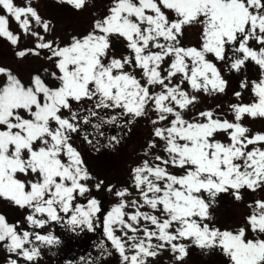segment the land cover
Returning a JSON list of instances; mask_svg holds the SVG:
<instances>
[{
    "label": "snow or ice",
    "instance_id": "6c2138e0",
    "mask_svg": "<svg viewBox=\"0 0 264 264\" xmlns=\"http://www.w3.org/2000/svg\"><path fill=\"white\" fill-rule=\"evenodd\" d=\"M58 2L77 10L87 4ZM0 9L6 13L0 14V36L18 44L11 17L35 38L34 47L15 54L38 56L46 49L57 69H44L51 84L34 74L25 85L0 67L6 76L0 84V197L28 210L16 224L0 214V244L16 257L9 255L6 264H34L42 246L59 244L54 233L37 231L50 223L73 233L102 227L97 248L102 257L117 254L120 264H149L164 250L181 264L188 248L182 240L218 248L230 264H264V200L249 203L250 214L235 230L206 222L218 194L241 201L242 189H264V132L249 135L241 122L245 114L264 118V0H111L90 31L64 43L41 33H50V21L31 0L24 6L0 0ZM192 26L200 29L198 46L182 43ZM113 38L124 42L126 54H115ZM249 61L260 70L259 80L250 82L253 103L231 104L233 120L196 109L198 93L226 91L216 62L239 72ZM248 83L242 80L241 88ZM189 109L195 115L186 118ZM138 119L151 126L144 158L130 167V186H106L116 202L104 211L91 192L105 190V181L88 170L73 137L99 152L118 145ZM220 134L228 142L217 139Z\"/></svg>",
    "mask_w": 264,
    "mask_h": 264
},
{
    "label": "trees",
    "instance_id": "16d2710c",
    "mask_svg": "<svg viewBox=\"0 0 264 264\" xmlns=\"http://www.w3.org/2000/svg\"><path fill=\"white\" fill-rule=\"evenodd\" d=\"M83 10H90L88 6L84 7ZM70 12H73L74 10L72 8L69 9ZM82 16H80L81 23L83 24L80 26L77 30V34H85L87 31H90L91 28L88 27L91 25V18L95 17L97 15L96 10L93 11H82ZM85 22V24H84ZM71 32H75L74 29L71 28ZM26 56L30 57V54H26L24 57L19 58L17 61H11L10 64L14 71L18 73V77L20 79H24L25 75L28 71H31L32 73H38L42 68H39V65L42 63V61L39 60H31L34 63H38V67L33 68V63H30L29 65L25 64L23 60H29ZM51 66H48L49 72H51ZM218 67L221 69V74L223 75L224 79L227 80V84L229 86V83L231 87H228L223 94L221 98V104L222 110L225 111V108L230 110V105L233 103H230L228 105H224L226 102L225 98H228V95L231 97L232 95L237 98L233 93L240 92L243 98L249 99L250 102H254L257 98L254 96L251 90V81L253 80H259L260 76V70L257 65L254 64V62H247V66L244 68H241L239 72L236 71H228L223 64H218ZM45 79V81L49 84H51V80L48 76L44 75L41 76ZM247 78L248 86L245 88H241V81ZM30 78H25V81H28ZM232 94V95H231ZM241 104V103H240ZM223 119L226 118V111L222 112ZM227 119V118H226ZM249 120H254L255 127H264V118L256 117L252 118L245 114L242 117V124L245 126V123ZM131 131H128V129H124V135H122L121 142L118 145H115L112 148H101L99 152L94 151L90 145H88L81 137H73V144L78 148V150L81 152V155L83 157V160L85 161V164L88 168V170L92 173L94 177L100 180L105 181V190L96 191L94 188L92 189L91 195L96 196L99 200L102 201L103 209L105 210L108 206L107 203L109 201V198L113 195L109 194L106 191V186L111 183L115 185L117 188L122 187L123 185H129V170L130 167L134 166L136 163H138V156L140 153H143V146L145 145L146 140L150 136V125L147 123L146 119H141V122L137 120L133 125L130 126ZM141 128V129H140ZM249 131L252 129V123L247 126ZM114 130H110L113 134L116 132H119L120 129L113 128ZM102 143H106V141H102ZM118 174V175H117ZM95 183V181H94ZM93 183V184H94ZM206 195V194H205ZM242 200L237 201L232 195L228 193H220L218 194L216 198V202L219 201L223 204L227 203V200H232L234 202H238V207L240 209L242 208L240 204L247 201H256V200H264V191L257 189L255 191L248 190L247 188H244L241 190ZM227 199V200H226ZM112 199L109 201V206L111 205ZM77 202L85 203L86 198L85 197H78ZM108 206V207H109ZM245 210L251 211V209L248 206H244ZM0 214H3L6 217V220L10 221V224H16L17 221L23 220L22 212H20L17 208H11L5 203H0ZM240 216V215H239ZM102 220V218L98 219ZM80 235H76V233L73 234V232L69 231V234H71V237L76 238L77 240H80L79 243L76 242H69L67 239L62 240V260L64 262L71 261L72 264H92L93 261L96 262V264H99L100 262L103 264H114L115 262V255L114 252L111 255L106 256H100L101 250L97 248V244L100 243V233L103 234V232H100L99 226L97 227V230L95 232H88L85 230L84 232H78ZM83 235L82 238H79ZM87 238V236H89ZM94 239L95 237H97ZM93 237V238H92ZM83 239V240H82ZM82 240V241H81ZM191 251H196L192 249ZM190 251V252H191ZM83 258V261L81 260ZM99 258V259H97ZM221 262L218 264H228L226 261L222 262L224 260V257H220ZM34 264H37L34 262ZM209 264V263H207Z\"/></svg>",
    "mask_w": 264,
    "mask_h": 264
},
{
    "label": "rangeland",
    "instance_id": "374dc122",
    "mask_svg": "<svg viewBox=\"0 0 264 264\" xmlns=\"http://www.w3.org/2000/svg\"><path fill=\"white\" fill-rule=\"evenodd\" d=\"M89 1H90L89 3L91 4L90 6L93 5L95 10L101 11L100 15H103L105 13L104 9L102 10L101 7L103 8L104 4L109 5L111 2V0H89ZM14 2L17 5L24 6L26 4L27 0H23V1L22 0H14ZM31 3H32L33 7L37 8V10L39 11L40 15L43 18L50 21L51 31H54V29L56 27L58 28V25L61 23H63V28H65L67 26L66 22L68 25H70V22L74 21V19H75V17H73L71 14H66V13H58L59 15L56 16L54 11L56 9H58V7H57V4L53 3L52 1L46 0V2H45V0H31ZM0 14H6V13H4L2 9H0ZM78 14L80 16L81 13H78ZM84 24H85V22H84ZM82 25H83L82 23H78V27H80ZM8 27H9V30L12 31L14 34L19 35V40H18V44L14 45L15 48H11V46H12L11 42L6 37L0 36V67L12 69L10 62L11 61H17V60H15L16 58H14L15 50H22L26 46L28 48H31L33 46L32 44H35V38L31 37L30 34H25L23 32V30L20 29L19 24L14 19H12L11 17H9ZM40 31L42 34L46 35L47 39L53 38L51 32L50 33H43V30H40ZM199 32H200V29L198 26L185 27L184 37H183L182 43L184 45H197L198 46ZM71 35H76V32H71L69 29H67V34L64 33V34H61L60 36H62L63 42H67ZM113 41L117 42L115 40V38H113ZM117 48L119 51H124L123 53L126 54L127 50H125V47H117ZM208 58L214 59L212 56H209ZM29 62L30 63L32 62L31 58H30ZM32 63H33V65H32L33 68L38 67V65H36L38 63H34V62H32ZM46 63H47L46 59H42V64L39 65V68L44 69V65ZM216 63L218 64V62H216ZM28 73H31V71H28L27 74ZM38 73L42 74L41 70ZM25 78H31V76H25L24 79ZM5 80H6V76H4L3 74H0V84H2ZM201 93H203V92H200L197 94L199 96V100L195 105V107H197L198 110H204V109H211L212 110L213 103H221V97L223 96L222 93H214L215 95H217V97H212V98L208 97V95H206V94L204 95ZM224 99H226V101L228 103H233V104H240V103L241 104H251L252 103V102H250L249 99H245L242 96H239L236 98L233 95L231 97L228 95V98L224 97ZM190 110L191 109H189L188 112ZM194 114H195V112L188 113V114H186V117L192 116ZM230 114H231V112H230ZM217 115L221 119H223V115L220 112H218ZM233 119H234V117H230V120H233ZM253 121L254 120H249L248 122L245 123L246 127L252 123V129L249 131V135L256 133V132H264V127H260V126L255 127L256 125L254 124ZM216 138L220 139L222 141L228 142L227 137H225L223 134L218 135ZM259 146L264 147V144H261ZM251 147L252 146H249V150L251 149ZM89 183L93 184L94 181H90ZM112 197H114V196H112ZM110 199H112L111 205L116 202L115 197L109 198V201H110ZM2 200H7V199L0 197V202ZM7 201H9V200H7ZM109 201L107 203L108 206H109ZM227 201L230 203H227L218 209H216V208L212 209L210 207V214H211L212 219L207 220L206 222L209 223L211 226L217 227L221 230H224V229L235 230L236 228H238L239 226H241L244 223V221L240 222V219H245V217L250 213H247V212L245 213V210L241 211V209L237 206L238 202L233 203L232 200H227ZM217 206L218 205H216L215 207H217ZM105 211H107V210H105ZM97 219H98V217H97ZM7 222L9 223V220H7ZM237 223H239L238 226H236ZM49 225H52V224H49ZM57 226H60V225L57 224L54 227V224H53L52 227L55 228L54 230L52 228H47L43 232H52L55 235L56 234L57 235L62 234L60 241H62L63 239H67L70 243L75 242V240L77 243L80 242V240L76 239V238H78L77 236H76V238L71 237V234H69V231L66 230V228H64L63 226H61L60 228H57ZM99 230H100V232H103L102 227H99ZM99 236H100L101 240L104 239V236L102 233H100ZM82 237H83V235L79 238H82ZM89 237H90V235L87 236V238H89ZM96 238H98V236L95 237L94 239H96ZM180 242L188 245V242H186V240H182ZM61 245H62V242H61ZM61 245H58V247H57V249H58L57 263L58 264H66V262H64L60 258V254L62 253ZM109 247H110V245H109ZM196 248L197 249L193 248L192 242L189 240V250L187 248V256L183 259L181 264H207V263L218 264L221 262V259H219L220 257L227 258V262L230 264L229 258L226 257L218 248L212 249V250H202L198 247H196ZM192 249H194L196 251H191ZM188 252H189V254H188ZM9 255H11L12 258L15 259V254H9L6 251V249L2 246V244H0V264H6V261L9 257ZM48 255H49L48 248L46 246H42L40 257L37 259L39 261V264H40V261L42 259L44 260V263L41 262L42 264H50L49 263L50 259L55 261L54 257H48ZM114 255H115L114 264H120L119 256L115 253H114ZM150 260H152V261H150ZM149 261H150V264H152V263L153 264H175L173 254L170 250H164L158 257L150 258ZM222 262H224V260ZM99 264H103V263L100 262Z\"/></svg>",
    "mask_w": 264,
    "mask_h": 264
}]
</instances>
